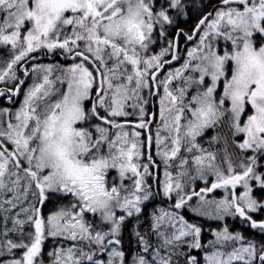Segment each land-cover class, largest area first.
<instances>
[{
    "label": "snow or ice",
    "instance_id": "1",
    "mask_svg": "<svg viewBox=\"0 0 264 264\" xmlns=\"http://www.w3.org/2000/svg\"><path fill=\"white\" fill-rule=\"evenodd\" d=\"M222 3L227 7L217 10L210 22L208 16L199 20L196 30L201 31L200 25L207 30L199 46L188 52L189 59L159 81L164 96L160 100L163 127L156 131L158 155L167 169L182 150L189 154L179 155L178 177L164 172L163 191L169 197L176 193L175 209L199 196V203L189 206L197 216L222 219L238 215L264 233V221L257 222L250 215L264 211V203L253 196L254 185L264 190V172L256 171V156L243 155L249 149L264 155V0ZM170 6L182 9L181 0H171ZM162 22L171 23V19L164 10L156 12L149 0H0V47L10 53L0 67V82L18 80L10 90L12 95L25 83L18 78L16 65L31 53L61 49L76 61L56 80L50 78L51 66L34 65L33 83L12 116L15 123L10 120L6 127H0V194L14 193L13 199L4 200L6 205L16 207L21 196L26 198L30 191L40 204L48 199V193L74 198L70 209H61L46 221L35 206L21 209L35 232L28 233L25 242V221L21 219L13 220L12 229L20 233L19 241L8 238L7 229L3 232L8 252L25 249L22 259L9 264H37L46 230L53 237L84 242L89 249L95 246L93 251L79 246L58 250L54 264H104L94 259L96 251L109 253L107 264H125V253L117 247L121 227L126 217L139 214L140 205L150 198L146 178L152 175L154 162L149 155L150 163H141L145 156L142 133L127 130L116 118L130 115L125 111L127 101L141 100L140 92L149 87V81L157 82L166 51L150 58L143 53L152 41L154 25ZM220 39L225 42L223 54L215 51L212 43ZM177 58L172 56V60ZM185 72L189 74L185 76ZM23 73L27 77L29 69L25 67ZM175 79H181L182 84L170 89ZM57 81L66 84V89L57 88ZM86 101L91 102L90 107ZM133 107L139 108L134 129H147L150 122L144 119V108L138 104ZM7 112L3 109L0 116ZM218 125H226L231 136H243L242 142L233 140L240 150L236 154L240 172L226 149L225 173L216 164V154L197 142L206 130ZM161 132L166 135L162 137ZM151 140L149 135V146ZM4 141L12 145L11 151ZM161 145L163 151H159ZM110 169L119 173V186L109 183ZM193 170L200 179L212 174L216 181L189 194L180 177L191 175ZM125 180L132 181L130 187L123 183ZM237 186L243 188L242 194H237ZM217 188L231 192L223 200H206V194ZM116 209L124 214L117 216ZM87 213L98 214L100 221L109 225L108 230L95 229L86 221ZM154 221L151 235L155 244L149 234L136 232L143 254L133 257V264H179L174 257L184 244L203 249L201 228L183 216L163 211ZM214 235L205 264H264V246L257 248L250 241L245 245L239 233L232 234L226 227ZM229 244L231 251L224 250ZM185 264L199 261L186 256Z\"/></svg>",
    "mask_w": 264,
    "mask_h": 264
},
{
    "label": "rangeland",
    "instance_id": "2",
    "mask_svg": "<svg viewBox=\"0 0 264 264\" xmlns=\"http://www.w3.org/2000/svg\"><path fill=\"white\" fill-rule=\"evenodd\" d=\"M149 2L153 5V8H154L155 11L158 8V10L156 12H159L161 10H169V14L173 18H177V16L181 18V15H184L183 18H186V22H187L186 24H188V20H187L188 12H187L184 0H181L182 9L181 8H172L170 6L171 0H149ZM198 2L201 3V0H198ZM223 8H226V7H221L219 9H223ZM206 30H204V31H206ZM202 35H203V32L201 33L200 37ZM212 43L215 46L214 50L217 51L219 54H223V51L225 50V42L223 41V39H220L218 41H212ZM199 44H200V39H198L196 42H194V43H192V44H190L188 46H185L183 51L181 52V55H180V57H181L180 62L176 66L171 67L168 70H166L163 73V75L157 80V84H158V88H159V94H158V96L155 99V104H156L157 111H156L155 123L153 124L152 130H151L152 140H151L150 146L147 143V135H146V133L144 131L137 130V131H140L142 133L141 140L145 141V147L143 149V151L145 153V156L143 158H141V163H150L149 160L147 159V157L149 155L152 157V162H154V166L150 167V172L152 173V175L148 176L146 178V181H147L146 187H147L148 191L151 192V196H150V198L147 201H144L140 205L141 210L143 208H145L146 205L154 202V199H155L154 198L155 197L154 196V191H155V189L159 190L157 195L160 197V201L161 202L167 201L165 206L163 204L157 205V207L155 209L156 213L154 215H152V220H151V224L150 225H152L155 222L154 218L156 216L161 215L163 211L174 212V213L177 214V216H183L184 220L188 222V218L186 217V211L189 213L188 208L187 209L185 207H183L181 209H175L174 208V204H175V201L177 199L176 193L173 192L171 194V197H169V196H166L164 194V191H163V182L165 180L164 172L167 170V171H169L172 174V176L174 178L178 177L179 171H180V168L178 166L179 165V155L188 156L189 154L182 150L181 153L178 155V157L175 160L170 162L172 166L168 167L167 169H166V166H165V163H164L162 157L160 155H158V149H157V146H156V131H157V127L158 126L160 128L163 127L162 122L160 120V108H161L160 100L164 96L163 86L161 84H159V81H162L167 76L168 72H174V70L176 68L182 67L184 62L189 59L188 52L193 50V49H196L199 46ZM227 47L228 48L231 47L230 42L227 44ZM168 50H169L170 53H172V51H173V40H172V38L164 39V42L156 41L154 39V40H152L149 43L148 50L146 52H144L143 55L146 58H150L153 55H159L162 51H166V54H167ZM206 50L207 49H204L203 51H206ZM38 53L39 54L48 55V56H53L55 53H62L66 57H68L70 55V54L64 52L61 49H55L53 52H47V50L41 49V50L38 51ZM31 54H34V53H31ZM166 54L163 57H161V62L163 60H165ZM9 56H10V53H9L8 48L0 47V67L4 66L3 65V61L9 59ZM77 59H79V58H77ZM23 62L24 61H21L20 64L16 65V71H17L18 78L19 79H23L25 81V83L22 85L23 88L22 89L20 88L19 93L14 95L15 97L10 100L11 101L10 103H9V99H8L10 94H8L7 91L4 90L5 95H3V97L0 96V112H2L3 109H8L7 113H3V115L0 116V127H6L7 123L10 120H11L12 123H15V120H14V118H12V116L17 110H19L21 104L23 103L24 93L26 92L27 88L30 87L32 85V83H33V74L31 73V68L34 65L31 66V68H28L29 69V75L27 77L23 78L22 76H20L23 73L20 72L19 68H20V66L22 65ZM75 62L76 61L73 60L70 65L65 66L64 64H61L59 62L45 60V61H42L41 63H36L35 65L51 66L52 69H53V72H52V75H51L50 78L53 79V80H56L57 77L62 76L64 71H66V69L69 68ZM194 63H196V61H193V64ZM188 74H189L188 72H185L184 75L187 76ZM37 75H42V74L41 73H37ZM195 75H198V74H195ZM97 82H98V78H97ZM16 84H18V80L17 81L6 80L5 82H0V88L3 87V86H9V87L12 86V87H14ZM181 84H182V80L181 79H175L169 85V88L170 89L178 88L179 86H181ZM56 87L61 89V90H65L67 85L66 84H60L59 81H57L56 82ZM192 90L193 89H189L190 92ZM96 91H97V88L94 85V87H93V98L95 96ZM218 91H219V89H218ZM153 92H154V89H153V86H152V82L149 81V87H146V88L142 89L141 92H140V95L142 97L141 100L138 101L135 98H132V99L127 101V103L125 105V111L130 113V115H128L126 117H124V116L118 117L116 119L119 122H121L123 120H133V121L138 123L139 122V108L138 107H135V108L133 107V105L138 104V105L142 106L144 108V110H145L146 115H145L144 119L146 121H149V118H150L149 106L151 104V96L153 95ZM86 104L89 107L91 106V102H87L86 101ZM101 111L103 112V109H101ZM126 129L129 130V131L136 130V129H133L132 127H128V126H126ZM210 129H212V128H210ZM210 129L205 131L203 137H198L197 138V142L199 144H201V146L204 149H206L207 151L213 152V148H210L209 146H207V143H210V142L213 143L214 142L211 139V136H212L211 133H210V135L208 134ZM165 135L166 134L164 132H161V136L162 137L165 136ZM241 135H236V136H241ZM219 136H220V138H223V135H219L218 134V138H219ZM165 142L167 143V141H165ZM4 143H5V146L9 149V151H11L12 150V145L8 144L7 141H4ZM163 150H164L163 145H161L159 151H163ZM213 153H215L216 156H217V160H216L217 166H219L220 169L226 173L228 164H227V161L224 159L225 156H220V154L218 152H213ZM245 153H246L245 156H256L257 157L256 171L257 172H264V155H262L260 152H253L251 149L247 150ZM9 167L11 168L12 166L9 165ZM234 167H235V170L237 172L242 171V169H240L238 167V165L234 164ZM129 175H131V174L129 173ZM193 176H196V178L193 179L192 178ZM12 179H15V177H12ZM180 179H181V182L185 186V190L189 194H191L193 191L198 192V191H200L201 188L211 187V183L216 181V177L214 175H212V174H208V175L205 176L204 179H200L199 176L194 172V170H193L191 175H188V176H185V177H180ZM6 181H7V178H6ZM108 181H109V183H114L117 186H119V184L121 183V180H120V177H119V173L115 169H110L109 170ZM205 181H207V183ZM22 183H23V181H22ZM123 183L130 187L132 181L131 180H125ZM257 190H261V189L259 188L258 185H254V187H253V196L258 201H260L258 199V197L256 196V194H255ZM212 192H213V194H215V196H214V198H212L210 200L219 201V200H223L226 196H228L229 193L231 192V189H229L228 191H225V189H223V188H217V189H214ZM236 192L239 193V194H242L243 188L240 187V186H237ZM48 194H50V193H48ZM51 194L55 195L56 198L69 199L68 200L69 202H67V204H65V206L61 207V209H70L71 202L74 200L73 197L65 196V195H61V194H56V193H51ZM13 196H14V193H3V194H0V246H3L2 247V252H0V264H9V262L11 260H13V259H22L25 249H13L12 252H8L6 246H4L6 244V238L3 236V232L7 229L8 230V238H11L13 240L19 241L20 233L11 230V229H13V224H12L13 220L14 219H21V220H24L26 222H30V221H28L27 214L22 212L21 209L22 208L31 209L33 206L36 207L39 204L37 202L36 198L32 196L31 191H30L26 198L21 196V199L16 202V205H17L16 207L11 208L10 206H8V205H6L4 203V200L5 199H13ZM205 199L209 200L207 195L205 196ZM260 202L264 203V199L261 200ZM190 203L193 204L192 202H190ZM4 208H9V211L8 212H4L3 211ZM59 211H57V212H59ZM57 212L49 214L47 216V218L49 216H51V215H54ZM258 212H260V211L253 212V213H258ZM17 213H19V216L16 215ZM192 213L195 214L194 212H192ZM116 214H117V216H119V215H122L124 213H122L120 211V209H116ZM137 215H139V214H134L131 217H126L125 221L122 224L121 232H120V236H119V239H120L121 243L117 247L120 250H122L123 252H124V250L122 249V240L121 239H122V235H123L124 225L126 223H128L132 218L137 217ZM6 216L8 218L7 220H5ZM200 217H203V219H207L208 218L207 220H209V222H217L219 224L221 223V228L212 231L211 234L209 235L208 247L204 246L202 250L201 249H196V250L200 251L201 255H199V256H195L194 255V256L199 261V264H205L204 256L206 254L210 253V251L212 250L211 247H210V242L215 240L214 233L218 232V231H223V229L225 227L227 228L226 223H225L226 220L229 219V218L231 219L234 216L228 215V216H224L222 219H213V218H210L209 216H200ZM47 218H45V221L47 220ZM85 219H86L87 222L91 223L93 225V227L95 229H97V230H103V231H107L108 230L109 225L102 223L100 221V218H99L98 214L94 216L91 213H87L85 215ZM23 227L24 228L22 229V231H23V234H24V237H25V242H28V235L27 234L28 233H34L35 232V227L31 223V228L28 229V231H29L28 233H27V229L25 227V224L23 225ZM229 232H230V230H229ZM10 233H13V234H10ZM146 234H149L148 238L150 239V241L153 244H155L156 238H155L154 235H151V227H150L148 233H146ZM186 239L191 240V237H188ZM244 240L245 239L243 238L242 243H244L246 245L247 242L244 241ZM45 241H50V243L52 244V247L50 248V251L48 252L50 262L45 263L44 260H42L44 258L43 257L44 254L47 253V252L42 248V245H41L40 255L38 257H36L37 264H54V261H55V255L54 254L58 250H67L69 247L79 246V247H83L85 251H93L95 249V246H93V249H89L87 247V244L84 243V242L66 240V239L63 238V236L53 237V236L47 235V230H46V233H45V238L42 241V244ZM200 242H201V237H200ZM236 246L239 247L240 243L238 242ZM186 247H188V245L184 244L178 250V255L176 257H174V261H178L179 264H185V261H186V250L185 249H186ZM19 250H21V253L16 258L15 255L17 254V252ZM224 250L231 251V244H229L226 247V249H224ZM50 253H52L53 255H50ZM138 253L139 254H143L142 246L140 245V243H138V247L136 248V251H135V253L133 254V256H132V258L130 260V264H133V257H135ZM108 258H109V253L107 251H103V252L96 251V255L94 257V259H100V260L104 261V264H107ZM84 264H87V261H85Z\"/></svg>",
    "mask_w": 264,
    "mask_h": 264
},
{
    "label": "trees",
    "instance_id": "3",
    "mask_svg": "<svg viewBox=\"0 0 264 264\" xmlns=\"http://www.w3.org/2000/svg\"><path fill=\"white\" fill-rule=\"evenodd\" d=\"M187 3V12L189 16L188 24H192L196 17L200 14V8L198 7V2L196 0H186ZM0 90L4 91V88H0ZM218 134L223 135V138H218L217 142L214 143H207V146L210 148H213V152H218L220 156H225V149L227 150V153L231 155L233 163L238 165L239 161L236 159V154L240 152V150L236 147V143H239L243 140L242 136H231V134L228 132V128L226 125H219L218 126ZM233 140L236 141V143H233ZM245 156L246 153H243ZM159 192L158 189H155L154 191V202L150 203L145 206L137 215V217L132 218L128 223L124 225L123 228V235H122V249L125 252V264H130V260L133 256V254L136 251V248L138 247V238L136 236V232L139 231L142 234L148 233L150 227H151V220L152 215L156 213L155 209L157 205L163 204L166 205L167 201L161 202L160 197L157 195ZM199 192V191H198ZM238 192V191H237ZM239 194V193H237ZM256 196L261 201L264 199V190H257ZM208 199L214 198L215 194L213 192H208L207 194ZM199 196H193L192 200L188 201L187 205L184 207L187 209L189 213L186 211V217L188 218V222L191 224H194L201 228V243L203 246L208 247L209 243V235L212 231L216 229L221 228V223L217 222H209L207 219H203V217L197 216L190 211L189 206H194L199 203ZM69 199H61L56 198L53 194H48V199L44 201L43 204H38L36 208L39 209V215L41 218L45 219L47 216L51 213L57 212L61 209V207L65 206ZM192 202L193 204H191ZM252 218L256 220L257 222L264 221V211H260L258 213H250ZM12 222V221H11ZM10 222V223H11ZM226 226L228 230L232 234L239 233L246 241L247 243L250 241L254 245H256L257 248H260L261 246H264V233H261L259 229H253L250 226V222L244 221L241 217L238 215L235 217H232L231 219L226 220ZM13 224V223H12ZM6 225V224H5ZM25 227L27 229V233L29 232L28 229L31 228V223L25 221ZM24 228V227H23ZM12 230V229H11ZM13 234V233H10ZM9 234V235H10ZM52 247V244L50 241H45L42 244V248L47 252L44 254V260L45 263L50 262L49 254L50 248ZM186 256H199L201 255L200 251L196 250L195 248H189L186 247ZM21 253V250L17 252L15 255L16 258Z\"/></svg>",
    "mask_w": 264,
    "mask_h": 264
},
{
    "label": "flooded vegetation",
    "instance_id": "4",
    "mask_svg": "<svg viewBox=\"0 0 264 264\" xmlns=\"http://www.w3.org/2000/svg\"><path fill=\"white\" fill-rule=\"evenodd\" d=\"M198 2V0H196ZM186 9H187V4H186V0H184ZM198 7L200 8V14L196 17L195 21L190 25V24H186V18H183L184 15H181V18L177 16V18H173L170 16L169 14V10H164L166 12V14L170 17L171 19V23H164L162 22L161 24H156L154 25V29L152 32V40H156V41H162L164 42V39H170L172 38L173 40V50H174V46L177 43L178 44V53H177V57H178V62L172 66H167L164 68V70L161 72V74L158 76L157 80L163 75V73L168 70L171 67L176 66L179 62H180V55L181 52L183 51L185 46H188L194 42H196L198 39H200V35L201 33L206 30V27L203 25L196 41L192 42V43H188V37L192 36L195 28L197 27L199 20L202 19L204 16H208L209 13H211V15L208 16V21L210 22L214 17H215V13L216 11L221 8V7H227V6H222V0H201V3L198 2ZM158 10V8L156 9V11ZM189 16L187 14V20L189 21ZM206 22V23H207ZM163 31V35H161V32ZM154 36V37H153ZM170 41V40H169ZM169 43V42H168ZM173 51L172 53L167 52L165 60H163L161 63L164 65V61H170L172 59L173 56ZM31 57H35V59H32ZM54 61V62H59L61 64H64L65 66H68L72 63L73 59L70 58V55L68 57H66L64 54L62 53H55L53 56H48V55H44V54H39L38 52L34 53V54H30L29 58H26V60L22 63V65L20 66V72L23 73V69L26 68H31V66L35 65L36 63H41L42 61ZM20 76H22L23 78H25L24 73L21 74ZM97 78H98V82L100 80L99 75L97 74ZM156 84V87H155ZM152 82V86L154 89L153 95L151 96V104L149 106V110H150V118H149V128L148 129H136V130H140V131H144L147 135V137L149 135H151V130L153 127V124L155 123V119H156V104H155V99L159 94V88H158V84ZM17 85V84H16ZM16 85L14 87L12 86H3L4 90L8 92V94H10V98L13 99L15 96L12 95V92L10 90L14 89L16 87ZM20 88H23L22 85L19 86ZM2 88V87H1ZM3 97V96H1ZM8 97V99H9ZM95 98V96H94ZM9 99V103L11 102ZM120 123L125 124V126L128 127H132L134 129V125L137 123L133 120H123ZM211 133V139L214 142H217L216 140L213 139V137H218V126H216L215 128L210 129V131L208 132V134L210 135ZM242 136V135H241ZM243 137V136H242ZM211 141V140H210ZM213 142V143H214Z\"/></svg>",
    "mask_w": 264,
    "mask_h": 264
},
{
    "label": "water",
    "instance_id": "5",
    "mask_svg": "<svg viewBox=\"0 0 264 264\" xmlns=\"http://www.w3.org/2000/svg\"><path fill=\"white\" fill-rule=\"evenodd\" d=\"M222 6H225L223 3H222ZM209 16V15H208ZM202 27H203V25H200V28L202 29ZM197 28V27H196ZM196 28H195V30H194V32H193V34H192V39H189L188 38V43H192V42H194V41H196V39H197V37H198V35H199V33H200V31H197L196 30ZM173 55H176L177 56V53H178V44L176 43L175 44V46H174V50H173ZM171 62L170 63H165L164 65H163V67L158 71V73H157V78H158V76L161 74V72L164 70V68L165 67H167V66H172V65H174V64H176L177 62H178V58L177 59H175V60H170ZM155 84V83H154ZM155 87H156V84H155ZM149 128V127H148ZM147 128V129H148Z\"/></svg>",
    "mask_w": 264,
    "mask_h": 264
}]
</instances>
